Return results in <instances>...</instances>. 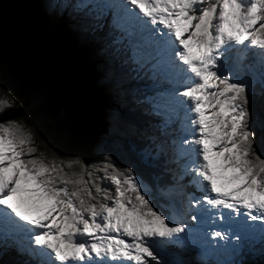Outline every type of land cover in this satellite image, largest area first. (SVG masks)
<instances>
[{
    "label": "snow or ice",
    "instance_id": "snow-or-ice-1",
    "mask_svg": "<svg viewBox=\"0 0 264 264\" xmlns=\"http://www.w3.org/2000/svg\"><path fill=\"white\" fill-rule=\"evenodd\" d=\"M34 4L26 42H99L100 85L150 117L135 154L153 182L108 153L38 152L0 98V264H264V0Z\"/></svg>",
    "mask_w": 264,
    "mask_h": 264
},
{
    "label": "trees",
    "instance_id": "trees-1",
    "mask_svg": "<svg viewBox=\"0 0 264 264\" xmlns=\"http://www.w3.org/2000/svg\"><path fill=\"white\" fill-rule=\"evenodd\" d=\"M39 24L34 0H0V38L2 61L14 65L22 74L38 76L34 88L14 90L8 98H16L15 112H28L23 118L39 127L35 146L40 140L60 143L71 154H84L88 162L110 154L117 163L131 164L146 182H153V170L138 163L135 149L141 140L136 130L143 128L148 117L139 105L118 100L100 85L97 66L103 58L97 55L99 42L82 47H40L26 42L21 23ZM59 31L66 33L63 26ZM67 35H70L66 33ZM3 69V68H2ZM129 72L126 88L130 95H147L146 83ZM10 75L0 70V95ZM53 105L57 108L54 109ZM119 109L122 119L113 121L109 113Z\"/></svg>",
    "mask_w": 264,
    "mask_h": 264
},
{
    "label": "rangeland",
    "instance_id": "rangeland-1",
    "mask_svg": "<svg viewBox=\"0 0 264 264\" xmlns=\"http://www.w3.org/2000/svg\"><path fill=\"white\" fill-rule=\"evenodd\" d=\"M2 73L3 74H9L10 77L7 81V83H5L2 87V93L0 95V98H8V95L11 94L12 91H16L19 90L20 88H22L23 86H27L30 91L34 88L37 80H38V76L36 77H30L28 76L26 73L22 74V72H20L18 70V68H16L14 65H12L11 63H7L3 66L2 69ZM139 80L142 81L143 84H147L146 85V91L148 94H150V80L147 78V76L144 75H140V78H138ZM54 109L57 108L56 105H53ZM15 118H17L19 121L23 122V118H28V112L26 111H22V112H14L12 113ZM34 139L36 137H38L39 134V130H38V126L37 124H34L33 122H31L30 124V128L27 127ZM36 147L38 149V152L43 153L47 156H51L53 152H58L61 156H66V155H70L71 152H68L64 149L63 145L60 143H49L48 141H44V140H40L37 144ZM156 201H154L155 203Z\"/></svg>",
    "mask_w": 264,
    "mask_h": 264
}]
</instances>
